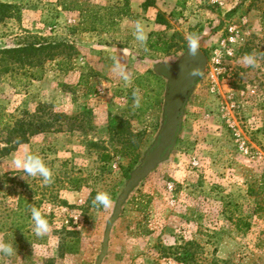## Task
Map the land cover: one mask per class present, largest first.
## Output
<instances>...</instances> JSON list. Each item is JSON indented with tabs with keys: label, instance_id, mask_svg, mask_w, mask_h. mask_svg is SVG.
<instances>
[{
	"label": "rangeland",
	"instance_id": "374dc122",
	"mask_svg": "<svg viewBox=\"0 0 264 264\" xmlns=\"http://www.w3.org/2000/svg\"><path fill=\"white\" fill-rule=\"evenodd\" d=\"M0 2L17 6L0 22V49L28 33L73 48L46 62L40 79L22 69L0 74V211L15 208L18 196L29 202L24 227L12 216L0 232L17 253L0 254V264L96 263L116 200L160 127L165 80L153 68L174 62L189 34L200 38L204 75L174 148L112 224L101 264H264V0H137V14L99 10L101 22L92 11L121 1L77 0L91 16L58 0ZM157 15L166 25L153 24ZM246 54L257 56L256 67L241 62ZM18 120L26 141L17 145L10 128ZM25 149L44 159L51 183L14 167ZM99 192L111 207L94 204ZM32 208L49 222L42 237Z\"/></svg>",
	"mask_w": 264,
	"mask_h": 264
},
{
	"label": "water",
	"instance_id": "95a60500",
	"mask_svg": "<svg viewBox=\"0 0 264 264\" xmlns=\"http://www.w3.org/2000/svg\"><path fill=\"white\" fill-rule=\"evenodd\" d=\"M206 65L207 59L204 53L199 49L197 56L193 58L187 45L174 62L154 66V75L165 80L160 127L154 142L144 153L139 165L130 173L129 179L116 200L113 214L106 223L101 251L95 264H101L107 252L111 226L119 217L129 194L167 159L174 148L181 130L185 105L204 75ZM193 67L198 68L200 73L195 77L189 75Z\"/></svg>",
	"mask_w": 264,
	"mask_h": 264
},
{
	"label": "trees",
	"instance_id": "16d2710c",
	"mask_svg": "<svg viewBox=\"0 0 264 264\" xmlns=\"http://www.w3.org/2000/svg\"><path fill=\"white\" fill-rule=\"evenodd\" d=\"M63 9L66 10H76L80 13L88 14L92 17L94 21H102L103 16H99V10H103L108 12L110 15L115 13L120 17H130L132 15L131 9L129 6V0H117L121 1V4L111 5L107 7H99L98 10H93L92 13L88 7L85 9L82 5H78L77 0H58ZM66 2H70V4L74 3L73 7H69ZM141 7L143 10H146L149 5L142 3ZM17 6L11 3H2L0 2V22H3L6 19L12 18L15 14ZM91 13V14H90ZM155 22L160 25H166L164 19L161 18L160 15L156 16ZM92 30H95L94 27H91ZM181 42L183 39L178 37ZM185 41L182 45V49H185ZM73 48L68 46L65 43L57 42L52 39H47L44 37H40L38 35L27 34L25 37L21 39V41L14 46L6 47L0 49V74L9 73L12 70H28L31 73H28L30 78L40 79L41 74L38 73V70H41L42 66L48 62L53 61L54 59L60 58L62 55L69 56V51ZM155 76V75H154ZM11 119V117H9ZM2 122V118H0V123ZM24 123L20 120L15 121L10 128L11 133L16 135L15 144H21L26 141ZM124 130V124L118 123L115 125L112 130L116 131V133ZM10 133V132H9ZM126 135L128 137H137L132 132H128L126 130ZM139 136V135H138ZM13 145L8 147H4L1 149L3 152H9L13 149ZM137 158V157H135ZM102 160H109L108 156H102ZM137 160L133 159L128 167L123 169L124 175L127 176L128 172H130L134 166L136 165ZM28 201H26L22 196H18L16 201V206L13 209H4L0 211V232L4 231L8 227V220L10 217H14L19 220L16 228L21 229L24 227V222L27 220V215L25 212L28 209Z\"/></svg>",
	"mask_w": 264,
	"mask_h": 264
},
{
	"label": "clouds",
	"instance_id": "9594fccd",
	"mask_svg": "<svg viewBox=\"0 0 264 264\" xmlns=\"http://www.w3.org/2000/svg\"><path fill=\"white\" fill-rule=\"evenodd\" d=\"M134 36L135 39L141 44H144L147 41L148 37L145 33L143 25L140 22L135 23ZM187 42L190 55L195 58L200 47V38L195 34H189L187 36ZM241 62L245 66L256 67L258 58L255 54H246L242 57ZM199 74V69L196 67H193L189 73V75L192 77H195ZM12 163L16 169L23 170V172L28 176L41 177L43 178L44 183L52 182L53 173L39 154L25 149V151L21 155H17L16 157H14ZM94 204L97 207H103L107 209L111 207L112 200L107 192H99L95 196ZM31 218L34 222L35 234L38 237H42L50 232L51 228L48 220L41 214L38 209L32 208ZM0 254H3L4 256H13L17 253L16 249H14L11 244L0 242Z\"/></svg>",
	"mask_w": 264,
	"mask_h": 264
},
{
	"label": "crops",
	"instance_id": "0c3cea01",
	"mask_svg": "<svg viewBox=\"0 0 264 264\" xmlns=\"http://www.w3.org/2000/svg\"><path fill=\"white\" fill-rule=\"evenodd\" d=\"M130 8H131L132 12H134V14H137V12L139 10L138 9V4H137V0H132V2H130ZM154 19H155V16L153 18H151L150 20L153 22L154 25L157 26V24H155V20Z\"/></svg>",
	"mask_w": 264,
	"mask_h": 264
},
{
	"label": "built area",
	"instance_id": "2783aa9c",
	"mask_svg": "<svg viewBox=\"0 0 264 264\" xmlns=\"http://www.w3.org/2000/svg\"><path fill=\"white\" fill-rule=\"evenodd\" d=\"M216 2H218V1H216ZM229 31L231 32L232 30L229 29ZM229 43H230V44H231V43H234V39H233V38H230V39H229ZM227 53L230 54V53H231V50H228Z\"/></svg>",
	"mask_w": 264,
	"mask_h": 264
}]
</instances>
